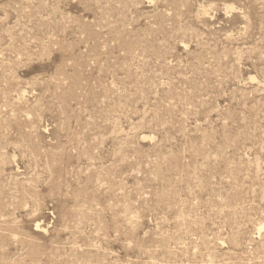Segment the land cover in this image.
Wrapping results in <instances>:
<instances>
[{"label":"rangeland","instance_id":"rangeland-1","mask_svg":"<svg viewBox=\"0 0 264 264\" xmlns=\"http://www.w3.org/2000/svg\"><path fill=\"white\" fill-rule=\"evenodd\" d=\"M0 264H264V0H0Z\"/></svg>","mask_w":264,"mask_h":264}]
</instances>
